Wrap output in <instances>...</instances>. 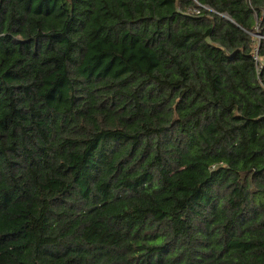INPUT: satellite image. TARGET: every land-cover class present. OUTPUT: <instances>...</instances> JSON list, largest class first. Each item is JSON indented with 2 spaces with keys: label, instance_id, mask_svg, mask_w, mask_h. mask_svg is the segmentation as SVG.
Returning a JSON list of instances; mask_svg holds the SVG:
<instances>
[{
  "label": "trees",
  "instance_id": "1",
  "mask_svg": "<svg viewBox=\"0 0 264 264\" xmlns=\"http://www.w3.org/2000/svg\"><path fill=\"white\" fill-rule=\"evenodd\" d=\"M0 264H264V0H0Z\"/></svg>",
  "mask_w": 264,
  "mask_h": 264
}]
</instances>
